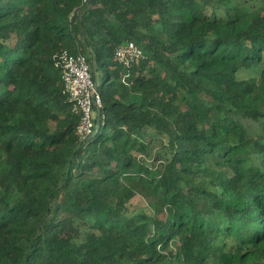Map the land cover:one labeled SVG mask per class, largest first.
Here are the masks:
<instances>
[{"label": "trees", "instance_id": "trees-1", "mask_svg": "<svg viewBox=\"0 0 264 264\" xmlns=\"http://www.w3.org/2000/svg\"><path fill=\"white\" fill-rule=\"evenodd\" d=\"M259 1L0 0V264H264ZM63 49L103 69L86 138Z\"/></svg>", "mask_w": 264, "mask_h": 264}, {"label": "built area", "instance_id": "built-area-1", "mask_svg": "<svg viewBox=\"0 0 264 264\" xmlns=\"http://www.w3.org/2000/svg\"><path fill=\"white\" fill-rule=\"evenodd\" d=\"M89 0H82L88 3ZM143 56V49L133 40L120 44L115 49L116 60L129 66ZM57 65L61 69L63 91L72 102V111L79 116L77 131L81 138L96 133L102 107V96L98 83L93 79L90 63L85 54L71 53L63 49L57 56ZM96 120L98 122H96Z\"/></svg>", "mask_w": 264, "mask_h": 264}, {"label": "rangeland", "instance_id": "rangeland-1", "mask_svg": "<svg viewBox=\"0 0 264 264\" xmlns=\"http://www.w3.org/2000/svg\"><path fill=\"white\" fill-rule=\"evenodd\" d=\"M242 3H244L246 6L253 8L256 7L257 5H259L260 1L259 0H240ZM91 72L93 75V79L98 83L99 85V91L101 90L102 87V73H103V69L102 68H94L93 66L91 67ZM249 72L246 71L244 72L241 77H247L249 76L248 74ZM151 155H153V153L151 152ZM152 157V156H151ZM140 198V197H139ZM134 204L136 206H140L143 207V205H146V201L144 199H135L134 200ZM145 209V208H144ZM150 211V210H149Z\"/></svg>", "mask_w": 264, "mask_h": 264}]
</instances>
